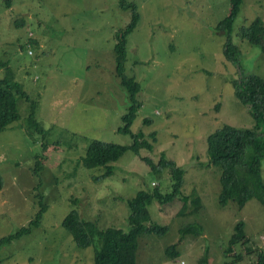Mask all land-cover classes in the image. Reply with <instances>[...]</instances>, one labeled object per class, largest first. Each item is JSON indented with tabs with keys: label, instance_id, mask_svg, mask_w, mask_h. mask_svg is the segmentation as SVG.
<instances>
[{
	"label": "rangeland",
	"instance_id": "1",
	"mask_svg": "<svg viewBox=\"0 0 264 264\" xmlns=\"http://www.w3.org/2000/svg\"><path fill=\"white\" fill-rule=\"evenodd\" d=\"M120 2L0 0V77L12 69L47 129L44 134L29 126L30 102L23 100L20 117L0 130V237L27 225L39 195L46 205L30 233L0 248V264H93L94 245L79 248L63 218L76 210L100 229L129 230L128 200L154 185L162 194L170 189L167 170L153 171L144 159L157 162L161 152L185 169L182 193L197 195L201 204L191 200L180 214L178 198L165 204L153 198L150 221L167 230L140 236L137 264H197L203 256L207 264L257 263L264 254V206L256 198L241 208L221 206V169L207 164V136L216 127L254 124L232 85L242 73L224 58L225 35L216 29L229 13V0H130L141 18L128 36L126 73L142 86L131 129H142L149 139L155 130L156 140L150 150L126 149L111 162L114 172L100 179L94 176L105 166L79 160L91 138L127 145L133 140L120 130L129 93L117 74L116 34L133 15ZM258 17L264 21V0H242L231 36L242 71L264 78V54L238 36ZM37 155L42 166L35 171ZM261 175L264 180V158ZM239 221L246 241L229 250ZM191 224L202 228L200 234L182 235ZM174 244L178 256L171 258L166 249Z\"/></svg>",
	"mask_w": 264,
	"mask_h": 264
},
{
	"label": "trees",
	"instance_id": "2",
	"mask_svg": "<svg viewBox=\"0 0 264 264\" xmlns=\"http://www.w3.org/2000/svg\"><path fill=\"white\" fill-rule=\"evenodd\" d=\"M241 3L242 0H229V13L217 23L216 29L225 35L223 42L224 58L232 64L238 65L242 73L238 79L232 80V85L236 97L246 106L254 119V124L253 126L241 127L223 123L208 134L206 147L207 164L217 165L221 169L219 204L224 206L228 202H232L237 208L243 207L250 198H256L264 206V180L261 175V162L264 158V78L255 73H245L241 69L240 48L231 36L232 26L239 13ZM120 5L123 9H131L133 14L131 22L117 32L115 43L117 74L129 93V107L123 115L124 124L120 130L130 133L133 140L128 145L98 138H91L87 142L84 153L79 158L81 163L87 167L105 166L100 175L94 176L95 179L103 178L114 172L115 166L111 162L120 158L126 149L131 148L140 153L142 148L152 149L156 140L155 130L149 133L151 137L149 139L142 129L136 132L131 129L141 106L137 94L142 86L135 76H129L126 73L127 46L128 36L137 27L141 15L137 5L130 0H121ZM238 36L249 44L257 46L264 54V21L261 18H255L248 26L241 27ZM23 100L30 102L27 115L29 126L45 134L47 129L35 118L36 101L30 99L23 86L14 80L12 69L6 67L4 76L0 77V130L20 117L19 104ZM145 121L150 122L151 119L146 117ZM45 146L46 143L43 142L42 147ZM39 158V155L35 157V171L42 166ZM144 159L153 171L166 169L172 178V182L170 189L165 194L160 193L154 185L152 191L145 188L140 189L133 198L128 200L127 204L130 208L129 230L116 227L100 229L94 221L81 218L76 210L69 211L62 220L63 228L71 234L73 241L79 248L94 245L93 264H137L140 236L143 234H163L167 230V226H161L150 221L147 206L153 198L164 204L178 198L182 202L180 214L185 212L187 203L191 200L197 208L200 207V198L197 195L193 194V197L190 198L189 195L182 193L181 185L185 169L181 165L177 164L174 159L168 158L164 152L160 153L157 162H153L148 156H144ZM2 179L0 176V188ZM37 203L39 209L27 225L0 237V248L10 244L12 240L30 233L31 228L38 224L46 209L42 195H39ZM192 211L196 212V208H193ZM243 225L242 221L236 224L235 231L229 241V250L233 249L232 246L239 244L238 242L245 243ZM201 231L202 228L199 225L193 224L180 230L182 235L187 232L198 235ZM245 250L248 252L247 248ZM166 253L171 258L177 257L178 251L175 244L169 246ZM197 264H207V257L203 256L198 259ZM255 264H264V254L259 257V261Z\"/></svg>",
	"mask_w": 264,
	"mask_h": 264
},
{
	"label": "built area",
	"instance_id": "3",
	"mask_svg": "<svg viewBox=\"0 0 264 264\" xmlns=\"http://www.w3.org/2000/svg\"><path fill=\"white\" fill-rule=\"evenodd\" d=\"M152 183H154V182H152Z\"/></svg>",
	"mask_w": 264,
	"mask_h": 264
}]
</instances>
